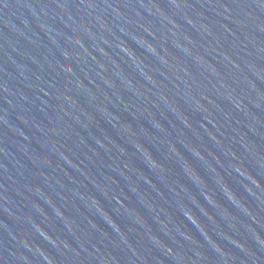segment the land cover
<instances>
[{
	"label": "water",
	"instance_id": "obj_1",
	"mask_svg": "<svg viewBox=\"0 0 264 264\" xmlns=\"http://www.w3.org/2000/svg\"><path fill=\"white\" fill-rule=\"evenodd\" d=\"M0 264H264V0H0Z\"/></svg>",
	"mask_w": 264,
	"mask_h": 264
},
{
	"label": "clouds",
	"instance_id": "obj_2",
	"mask_svg": "<svg viewBox=\"0 0 264 264\" xmlns=\"http://www.w3.org/2000/svg\"><path fill=\"white\" fill-rule=\"evenodd\" d=\"M152 159L154 160V159H155V157L153 156V157H152Z\"/></svg>",
	"mask_w": 264,
	"mask_h": 264
}]
</instances>
